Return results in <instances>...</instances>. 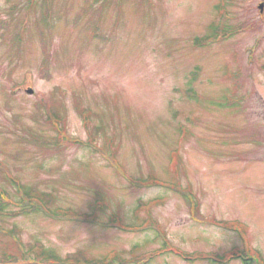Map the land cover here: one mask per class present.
Masks as SVG:
<instances>
[{
	"label": "rangeland",
	"instance_id": "374dc122",
	"mask_svg": "<svg viewBox=\"0 0 264 264\" xmlns=\"http://www.w3.org/2000/svg\"><path fill=\"white\" fill-rule=\"evenodd\" d=\"M0 195V264H264V0H0Z\"/></svg>",
	"mask_w": 264,
	"mask_h": 264
},
{
	"label": "trees",
	"instance_id": "16d2710c",
	"mask_svg": "<svg viewBox=\"0 0 264 264\" xmlns=\"http://www.w3.org/2000/svg\"><path fill=\"white\" fill-rule=\"evenodd\" d=\"M200 40L202 42V38H200ZM196 41H197V39H196ZM28 192H30V191H28L26 189V191L23 193V194H25V195H23V197L25 196L26 198H29L28 199V202H31L32 203V199L34 200V199L39 198L38 196H35V195H29ZM41 194H43L44 197H47L48 196L47 193H41ZM0 197H1V195H0ZM3 203L4 202L0 199V211H2V204ZM38 203L42 204V202H38ZM30 208H32V207H30ZM37 208H42V207L40 205H37ZM79 218H80V216H78V215H75L74 216V219H79ZM43 255H46V254H43ZM49 255H50V253H48L45 256L46 259L51 260V261L57 260L56 258H53L51 256L48 257ZM115 257H117L116 254L115 255H111L110 257H105L103 260H96L94 262H92V261L89 262V261H86L85 259H84V261H79L78 263H76V261H74L72 259H68V260H65V261H59V260H57L55 262L57 264H59V263H62V264H124V262L121 261L120 259L113 261L115 259ZM116 261H117V263H115ZM243 263L244 264H253L252 262H250L248 260H245V259H243Z\"/></svg>",
	"mask_w": 264,
	"mask_h": 264
},
{
	"label": "water",
	"instance_id": "95a60500",
	"mask_svg": "<svg viewBox=\"0 0 264 264\" xmlns=\"http://www.w3.org/2000/svg\"><path fill=\"white\" fill-rule=\"evenodd\" d=\"M259 9L262 10V5H259ZM31 90H28V93H31Z\"/></svg>",
	"mask_w": 264,
	"mask_h": 264
}]
</instances>
